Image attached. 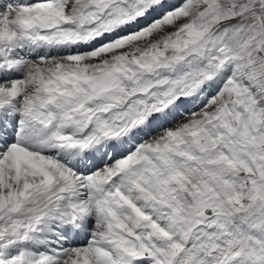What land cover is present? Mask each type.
I'll list each match as a JSON object with an SVG mask.
<instances>
[{"label": "snow or ice", "instance_id": "6c2138e0", "mask_svg": "<svg viewBox=\"0 0 264 264\" xmlns=\"http://www.w3.org/2000/svg\"><path fill=\"white\" fill-rule=\"evenodd\" d=\"M0 264H264V0H0Z\"/></svg>", "mask_w": 264, "mask_h": 264}]
</instances>
